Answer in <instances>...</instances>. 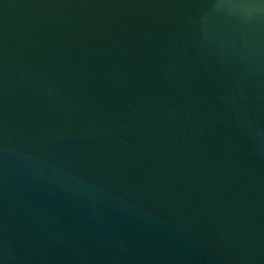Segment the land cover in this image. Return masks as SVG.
<instances>
[{"label": "water", "instance_id": "water-1", "mask_svg": "<svg viewBox=\"0 0 264 264\" xmlns=\"http://www.w3.org/2000/svg\"><path fill=\"white\" fill-rule=\"evenodd\" d=\"M0 264H264V0H0Z\"/></svg>", "mask_w": 264, "mask_h": 264}]
</instances>
